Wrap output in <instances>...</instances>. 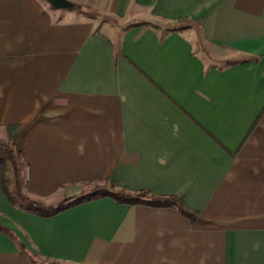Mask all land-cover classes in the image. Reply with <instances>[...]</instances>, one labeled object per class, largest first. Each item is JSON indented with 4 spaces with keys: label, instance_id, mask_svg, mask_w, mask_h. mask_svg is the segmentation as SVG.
<instances>
[{
    "label": "crops",
    "instance_id": "crops-1",
    "mask_svg": "<svg viewBox=\"0 0 264 264\" xmlns=\"http://www.w3.org/2000/svg\"><path fill=\"white\" fill-rule=\"evenodd\" d=\"M72 1L108 11L103 31L88 8L0 0V158L18 124L31 197L113 181L197 217L109 196L42 216L0 182V264H264V0ZM180 16L248 59L210 65L194 28L150 24Z\"/></svg>",
    "mask_w": 264,
    "mask_h": 264
},
{
    "label": "trees",
    "instance_id": "trees-1",
    "mask_svg": "<svg viewBox=\"0 0 264 264\" xmlns=\"http://www.w3.org/2000/svg\"><path fill=\"white\" fill-rule=\"evenodd\" d=\"M77 8L87 9L82 4ZM150 24L157 30L165 33L194 28L197 32L196 49L201 56L213 66L224 67L248 59V55L229 46H218L207 42L201 35V30L186 16L177 18L154 17ZM20 126L18 124L8 127V140L1 144L9 157L0 158V182L3 191L9 201L26 211L34 212L42 216H51L72 206L93 200L95 198L109 196L121 203H145L153 206H175L193 220L197 217V211L193 210L177 195H157L148 189L129 190L119 186L115 182L95 183L88 190L83 189L79 193L66 195L57 202L47 203L41 199H35L27 194L23 188L24 180L21 175L23 159L11 140L16 136ZM6 229V228H5ZM21 248L27 250V246L21 242ZM33 264H67L61 260L45 258L37 253H30Z\"/></svg>",
    "mask_w": 264,
    "mask_h": 264
},
{
    "label": "rangeland",
    "instance_id": "rangeland-1",
    "mask_svg": "<svg viewBox=\"0 0 264 264\" xmlns=\"http://www.w3.org/2000/svg\"><path fill=\"white\" fill-rule=\"evenodd\" d=\"M88 13L90 14V16H92L94 19H96V29L97 30H102L103 31V18L110 16L108 14V11L106 12V14L104 15V11L105 9L100 8L99 6H88ZM111 17V16H110ZM101 19V20H100ZM94 184H88L85 187V190L90 189L91 187H93Z\"/></svg>",
    "mask_w": 264,
    "mask_h": 264
},
{
    "label": "water",
    "instance_id": "water-1",
    "mask_svg": "<svg viewBox=\"0 0 264 264\" xmlns=\"http://www.w3.org/2000/svg\"><path fill=\"white\" fill-rule=\"evenodd\" d=\"M51 5L58 8H75L77 4L72 0H47Z\"/></svg>",
    "mask_w": 264,
    "mask_h": 264
},
{
    "label": "clouds",
    "instance_id": "clouds-1",
    "mask_svg": "<svg viewBox=\"0 0 264 264\" xmlns=\"http://www.w3.org/2000/svg\"><path fill=\"white\" fill-rule=\"evenodd\" d=\"M256 246L258 247L259 245L257 244Z\"/></svg>",
    "mask_w": 264,
    "mask_h": 264
}]
</instances>
